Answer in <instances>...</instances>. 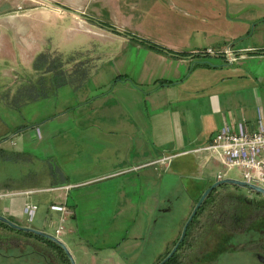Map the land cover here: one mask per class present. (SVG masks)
Instances as JSON below:
<instances>
[{
    "label": "rangeland",
    "instance_id": "rangeland-1",
    "mask_svg": "<svg viewBox=\"0 0 264 264\" xmlns=\"http://www.w3.org/2000/svg\"><path fill=\"white\" fill-rule=\"evenodd\" d=\"M62 1L69 5L74 2ZM25 2L22 3L24 7L35 4ZM263 2L85 0L84 13L90 26L105 29L112 34V40L129 42L110 44V37L93 36L73 23L69 16L65 21L68 28L45 27L39 33H23L21 42L11 47L13 56L4 53L0 46V187L5 192L31 190L29 195L18 192L14 197L38 206L32 221L25 214L27 224L62 238L71 254L72 250L75 252L76 258L72 254L75 264H80L79 253L75 250L77 244L83 253L96 254L101 262H125L126 258L124 264L130 260L132 264H158L179 239L200 198H193L192 202L193 199L180 188L181 179L177 176L165 175L164 178L167 187L174 184L176 189L170 212L154 208L153 186L148 187L136 172L128 175L134 187L127 193H131L134 205L126 207L123 213L120 210L125 199L111 190L113 179L72 185L64 190L69 204H78L74 207L77 221L68 215L63 222L61 214L52 209L59 193L52 191V187L84 181L96 173L93 163L99 144L91 142L87 148L82 147L83 133L79 123L93 118L89 103L100 91H92V82L109 81L114 77L115 63L124 60L130 79L142 85L138 78L141 61L146 56L145 45L172 42L190 57L189 72L179 86L211 87L222 97L235 94L248 107L244 115L256 122L259 101L264 105V81H260L264 78V22H251L246 32L231 24L235 14L243 10H264ZM209 48L212 52H208ZM229 50L235 57L232 62L227 58ZM156 83L158 85L159 80ZM231 109L230 117L243 116L237 106ZM91 131L94 133L93 129ZM218 131L210 132L209 142ZM209 165L211 171L214 169V181L216 171H221L223 179H242L237 167ZM169 190L163 187V202L159 204L162 207L168 206L164 198L168 197ZM1 202L7 207L11 199L6 197ZM255 223L263 229L256 235L261 245L252 247L246 243L245 246L264 253V196L234 184L217 187L209 202L199 210L186 244L178 253L182 264H222L219 252L225 243L230 242L229 251L233 252V238L251 239L244 232L251 233ZM60 227H63L61 238L57 235ZM18 234L22 250L7 248V255L20 257L15 261L6 257L4 264H47L34 250L47 253L56 248L36 234L24 231L16 232V236ZM140 236H144V240ZM14 244L17 241L7 246ZM211 251L214 254H210ZM246 254L241 264H253L256 260Z\"/></svg>",
    "mask_w": 264,
    "mask_h": 264
},
{
    "label": "crops",
    "instance_id": "crops-1",
    "mask_svg": "<svg viewBox=\"0 0 264 264\" xmlns=\"http://www.w3.org/2000/svg\"><path fill=\"white\" fill-rule=\"evenodd\" d=\"M25 1L0 0V46L4 53L10 56L15 55L11 47L21 42L24 38L23 33H39L45 27L68 28L65 21L69 16L72 17L73 23L87 29L93 36L110 37L108 40L110 44L129 42V40L118 41L116 38L112 40V34L105 29L90 26L84 13L85 0H74L73 5L66 2L64 4L62 0H51L73 12L52 4L49 0ZM23 2L35 4L24 7ZM243 11L235 14L231 27H237L246 32L250 30L251 22L255 20L264 22L263 9ZM145 46L146 56L141 61L138 78L142 85H137L130 79L124 60L118 64L115 63V69L112 68L114 77L109 81L98 79L92 82V91H100L89 103L92 106L93 118L84 119L79 123L82 125L84 145L82 147L87 148L91 142L99 144L93 163L96 173L95 176L84 181L66 185L72 187V185L95 180L113 179L115 182L111 190L117 191L125 199L120 213H123L126 207L134 205L131 193H127L128 190L133 191L134 186L132 187L128 175L134 172L141 175L148 187L153 186L151 198L155 200L154 208L162 207L159 204L163 202V187L170 188L168 197L164 198L166 203L172 199L176 190L174 184L173 186L169 184L170 186L167 187L168 184L164 182L165 175L177 176L181 179L180 188L191 199L201 197L203 191L215 182L212 177L214 169L211 171L209 163L227 167L220 156L201 149L209 143L210 134L214 130H220L226 124L234 125L243 119L251 121L244 115L248 107L242 104L241 99L235 94L222 97L211 87L179 86V82L187 77L185 73L189 72L190 57H186L178 44L148 42ZM232 54L231 52L227 54L229 60L234 56ZM204 63L206 62H203V65H206ZM99 73L97 72V76L100 75ZM158 80L159 84L156 85ZM260 81H264V78L261 77ZM144 84L148 87H144ZM232 106L241 109L243 112L241 118L230 117ZM262 112H264V105L259 101L256 107L257 119ZM219 173L222 175L221 171H216V181ZM66 186L56 185L51 188L52 191H59L52 205L66 206L69 210L68 215L71 218L75 217L77 221L78 214L74 207L77 208L78 204H69V196L64 190H69L71 187L66 189ZM18 192H5L0 187V194H9L0 199L1 214L22 226L34 227L24 220V206L29 202L27 199L14 198L18 196ZM20 192L26 194L19 195H29L31 190ZM6 197L11 199V204L3 207L1 201ZM58 212L63 219V212ZM36 229L44 230L37 227ZM16 232L22 231L0 221V264H4L6 257L10 261L20 257L16 254L7 255V248L14 251L22 250L21 236L20 234L16 236ZM37 237L41 238L38 235ZM139 238L144 240V236ZM16 241V245L7 246ZM81 248L77 244L75 249L79 253L80 264H124L127 261L125 258V262L114 260L101 262L96 254L91 255L89 251L85 254ZM34 253L40 255L47 264H71L61 250L52 249L51 252L42 253L37 249ZM72 254L76 258L73 250ZM130 263L133 262L130 260L127 264Z\"/></svg>",
    "mask_w": 264,
    "mask_h": 264
},
{
    "label": "built area",
    "instance_id": "built-area-1",
    "mask_svg": "<svg viewBox=\"0 0 264 264\" xmlns=\"http://www.w3.org/2000/svg\"><path fill=\"white\" fill-rule=\"evenodd\" d=\"M208 52H212V49L209 48ZM234 60L235 57H231L230 61ZM201 149L220 156L229 169L239 168L242 173L241 180L247 184L264 188V112L256 122L243 119L234 125H224ZM218 179H222L220 173ZM4 195L9 194H0V199ZM52 209L62 211L64 216L69 214V210L63 205H52ZM37 210L36 204L27 203L24 206V213L28 215L30 221L34 219ZM65 219L64 217L62 221L64 222ZM62 229L63 227L57 229V235Z\"/></svg>",
    "mask_w": 264,
    "mask_h": 264
},
{
    "label": "flooded vegetation",
    "instance_id": "flooded-vegetation-1",
    "mask_svg": "<svg viewBox=\"0 0 264 264\" xmlns=\"http://www.w3.org/2000/svg\"><path fill=\"white\" fill-rule=\"evenodd\" d=\"M237 186V185H236ZM239 187H241V186H239ZM242 188H245V187H242ZM248 189V188H247ZM215 190V189H214ZM213 190V191H214ZM212 191V192H213ZM211 192V193H212ZM210 193V194H211ZM259 195H262V194H260V193H258ZM199 200V199H198ZM198 202V201H197ZM209 202V196L206 198V200L204 201V203L202 204V206L198 209V211H197V213L194 215V217H193V219L189 222V224H188V227H187V230H186V233H185V236H184V238L182 239V241H180V239H181V236H182V233H183V230H184V228H185V225H186V223L188 222V220H189V218H190V216H191V214H190V216L188 217V219H187V221L185 222V225H184V227H183V230H182V233H181V235H180V237H179V239L175 242V244H174V246H173V248L167 253V255L159 262V263H161L163 260H165L170 254H171V252L173 251V249L175 248V246L179 243V245H178V247H177V249H176V251H174L173 252V254L171 255V257L169 258V259H167L164 263H162V264H182V260H181V257H179V255H178V253L183 249V247H184V245L186 244V240H187V237L190 235V229L192 228V226L194 225V223H195V220L197 219V217H198V212H199V210L200 209H202V207L206 204V203H208ZM167 204H168V206H165V207H161L160 209H159V211L160 212H170V211H172V206H173V204H172V202H171V200H169L168 202H167ZM197 204V203H196ZM196 206V205H195ZM195 208V207H194ZM194 210V209H193ZM193 212V211H192ZM253 230H252V232L251 233H248V232H244L245 233V236H247V235H249V237L251 238V239H249V240H245V238H244V240L245 241H243V240H241L239 237H235V238H233V247H234V249L235 250H233V252H231V251H229V244H230V242H228V243H225L226 245L224 246V247H222V250H221V252H219V253H221L222 254V257H220L221 258V260H222V264H241V261L243 260V258L247 255L246 253H248V256H250L255 262H257L258 264H263L261 261H260V259H259V257H258V254L259 253H263V252H261V251H259V250H255L254 248H250V249H247L246 247H248V246H245L246 245V243H247V245H251L252 247H255V245H258V246H260L261 245V239L259 238V236H256L257 235V233L258 232H262L263 231V229H261V227L259 226V224H256L255 223V225H253ZM229 233V232H228ZM226 234L225 236H226V238H228V236H229V234ZM240 233V232H239ZM241 233H243V232H241ZM244 236V237H245ZM237 246V247H236ZM242 248H244L243 250H242ZM218 252H216L217 254H218ZM210 254H214L213 253V251H211V252H209ZM253 263V264H256V263ZM158 263V264H159ZM195 264H198V262H196Z\"/></svg>",
    "mask_w": 264,
    "mask_h": 264
},
{
    "label": "water",
    "instance_id": "water-1",
    "mask_svg": "<svg viewBox=\"0 0 264 264\" xmlns=\"http://www.w3.org/2000/svg\"><path fill=\"white\" fill-rule=\"evenodd\" d=\"M48 1V0H45ZM223 184H234L237 186H241V187H245L248 188L254 192L260 193L264 196V188L259 187V186H255V185H249L247 184L245 181L243 180H239V179H233V178H224V179H218L217 181H215L211 186H209L201 195V197L199 198L188 222L185 225V228L183 230L182 236L180 241H182V239L185 236L187 227L189 222L193 219L194 215L197 213L198 209L202 206V204L204 203V201L206 200V198L210 195V193L216 189L217 187L223 185ZM0 221L6 223L7 225H9L10 227L14 228V229H18L24 232H30L33 234H36L38 236L44 237L48 240L53 241L54 243H56L57 245H59L67 254V256L71 259V261L75 264L73 256L71 254V252L69 251L68 247L65 245V243L60 240L58 237L53 236L51 234H49L48 232L44 231V230H39L36 229L34 227L31 226H22L20 224L15 223L14 221H12L11 219H9L7 216L0 214ZM179 243L175 246V248L173 249V251L171 252V254L165 259L163 260L161 263H164L167 259H169L171 257V255L173 254L174 251H176L177 247H178ZM258 257L260 259V261L264 264V253H259Z\"/></svg>",
    "mask_w": 264,
    "mask_h": 264
},
{
    "label": "trees",
    "instance_id": "trees-1",
    "mask_svg": "<svg viewBox=\"0 0 264 264\" xmlns=\"http://www.w3.org/2000/svg\"><path fill=\"white\" fill-rule=\"evenodd\" d=\"M210 196H211V194L209 195V198H210ZM26 233H30V232H26ZM30 234H31V235H34L33 233H30ZM41 238L44 239L45 241L49 242L54 248L63 251V250L61 249V247H60L59 245H57L56 243H54L53 241L48 240V239H45V238H43V237H41Z\"/></svg>",
    "mask_w": 264,
    "mask_h": 264
}]
</instances>
